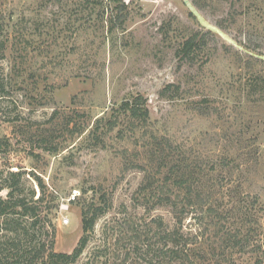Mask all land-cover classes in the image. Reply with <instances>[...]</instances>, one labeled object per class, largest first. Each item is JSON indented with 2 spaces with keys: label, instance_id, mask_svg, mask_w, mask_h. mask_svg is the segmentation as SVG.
<instances>
[{
  "label": "rangeland",
  "instance_id": "rangeland-1",
  "mask_svg": "<svg viewBox=\"0 0 264 264\" xmlns=\"http://www.w3.org/2000/svg\"><path fill=\"white\" fill-rule=\"evenodd\" d=\"M187 1L203 21L185 0H125L123 12L107 0H0V72L12 74L0 97V197L9 172H22L23 194L45 200L37 242L50 246L54 228L61 253L83 236V202L106 208L74 264H166L155 252L175 225L161 201L167 146L217 212L184 221L198 242L205 234L197 264H264V0ZM170 84L180 90L167 93ZM137 95L146 123L124 114L89 137ZM228 237L244 246L228 248Z\"/></svg>",
  "mask_w": 264,
  "mask_h": 264
},
{
  "label": "trees",
  "instance_id": "trees-1",
  "mask_svg": "<svg viewBox=\"0 0 264 264\" xmlns=\"http://www.w3.org/2000/svg\"><path fill=\"white\" fill-rule=\"evenodd\" d=\"M107 1L109 5H115V8L121 9L122 12L128 9L125 0ZM125 19L126 16L120 17L119 22L122 23ZM109 22L112 25L110 20ZM8 26L5 20L0 19V63L7 57ZM196 41L197 37L189 38L182 47L177 49L176 54L181 61L186 59L187 54H190L189 52L197 44ZM11 76L12 74L8 77L0 72V97L3 96L2 92L5 93V89L9 85L8 82L11 81ZM172 89L179 91L180 86L168 85L167 93ZM124 114H129L132 118H139L146 123L149 118L147 101L141 95L127 99L118 110H113L111 118L98 119L91 129L89 137L95 138L98 136L100 129L106 128L109 132L112 131L118 125V119ZM168 147L167 196L161 201L167 204L168 209L174 215L175 225L172 228L167 225V235L164 237L167 246L164 250L159 249L155 253L157 258H161L166 264H197V260H202V258L201 254H197L196 251L203 246L202 240L205 234L198 242L200 239L199 234L191 237L185 233L184 221L190 214L207 219V217L210 218L212 214L217 212L212 201L206 197L204 198L203 193L199 192L198 189L192 188L184 174L179 176L182 165L173 160L175 153L168 150ZM175 173L176 176H174ZM8 175L9 184H6L3 188L8 190L7 197H0V246L6 243L9 246L6 247L5 252H0V264H74L77 262L88 245L89 234L94 230L97 220L104 214L106 208L96 206L93 202L85 200L82 205L83 236L80 242L72 253L56 252L54 249V237L56 235L54 228L53 232L47 230V237L51 236L53 238L50 246H47L46 243L37 242V235L42 233L41 226L45 230V225L41 223L45 211L42 207L45 203L44 196L34 200L35 192H32L30 196L23 194L21 178L24 174L22 172H9ZM39 185L44 190L42 180H40ZM159 204L161 203L159 202ZM32 232H34L33 235ZM6 238H11L12 243H14L12 246L15 245V247L11 248L8 241L3 243ZM223 238L226 241V237L223 236ZM228 238L227 242L231 245L228 248H235L238 245L240 247L244 246L245 241L242 239L237 237ZM16 242L18 243L16 244Z\"/></svg>",
  "mask_w": 264,
  "mask_h": 264
},
{
  "label": "built area",
  "instance_id": "built-area-1",
  "mask_svg": "<svg viewBox=\"0 0 264 264\" xmlns=\"http://www.w3.org/2000/svg\"><path fill=\"white\" fill-rule=\"evenodd\" d=\"M80 193L78 191H74V193L71 195V197L68 199V202H75L79 198ZM69 209V205H65L64 203L61 205V211H65ZM70 219L64 217V223L69 224Z\"/></svg>",
  "mask_w": 264,
  "mask_h": 264
},
{
  "label": "water",
  "instance_id": "water-1",
  "mask_svg": "<svg viewBox=\"0 0 264 264\" xmlns=\"http://www.w3.org/2000/svg\"><path fill=\"white\" fill-rule=\"evenodd\" d=\"M185 2L187 3V5L189 6L190 10L200 19L203 21V19L200 17V14L198 13V11L187 1L185 0ZM211 30L220 33L222 36H225L222 32H220L218 29L213 28V27H209Z\"/></svg>",
  "mask_w": 264,
  "mask_h": 264
}]
</instances>
